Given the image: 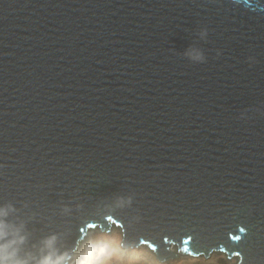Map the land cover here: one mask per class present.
I'll list each match as a JSON object with an SVG mask.
<instances>
[{
  "label": "water",
  "instance_id": "obj_1",
  "mask_svg": "<svg viewBox=\"0 0 264 264\" xmlns=\"http://www.w3.org/2000/svg\"><path fill=\"white\" fill-rule=\"evenodd\" d=\"M0 209L264 264V0H0Z\"/></svg>",
  "mask_w": 264,
  "mask_h": 264
},
{
  "label": "bare ground",
  "instance_id": "obj_2",
  "mask_svg": "<svg viewBox=\"0 0 264 264\" xmlns=\"http://www.w3.org/2000/svg\"><path fill=\"white\" fill-rule=\"evenodd\" d=\"M101 224V227L98 226L96 229L101 228V230L106 232H108L109 229L113 231L119 229V232L117 239H112L111 242H104L100 237L91 242L97 247V249L101 246L105 249L103 255L98 256V258L93 261L94 264H239L238 256L236 254H232L230 256V253H227L220 247H218V249L212 248L209 256H206L205 252L197 254L193 253L192 250H187L189 246L195 245L194 241L190 244L183 241V244L180 247L178 242H174L172 239H170L172 241L167 240L170 242L168 248L171 252L175 253L177 257H169L168 259L162 261L159 258L156 248H152L150 245H146L144 243H140L138 245H122V248L121 243H125V230L123 225L121 227H117L116 225L110 224L107 220L105 223L101 222ZM104 225L107 226L105 227ZM91 232L94 231L92 229L89 230L87 235ZM87 235H85L81 240L76 241L77 247L69 254V260L72 264H75L79 253L83 251L85 246L90 244L89 239H91V234Z\"/></svg>",
  "mask_w": 264,
  "mask_h": 264
},
{
  "label": "clouds",
  "instance_id": "obj_3",
  "mask_svg": "<svg viewBox=\"0 0 264 264\" xmlns=\"http://www.w3.org/2000/svg\"><path fill=\"white\" fill-rule=\"evenodd\" d=\"M7 213L0 209V264H72L68 254L58 255L53 248L56 237H50L45 242V248L49 251L34 262L28 258H20V246L24 244L26 237L21 235L19 229L9 225L6 220ZM105 249H99L94 244L85 246L79 253L75 264H93L96 257L103 255Z\"/></svg>",
  "mask_w": 264,
  "mask_h": 264
},
{
  "label": "rangeland",
  "instance_id": "obj_4",
  "mask_svg": "<svg viewBox=\"0 0 264 264\" xmlns=\"http://www.w3.org/2000/svg\"><path fill=\"white\" fill-rule=\"evenodd\" d=\"M116 227V226H115ZM94 232H91L90 234H91V239H89V243H91V242H93L96 238H98V237H100L104 242L106 241V242H111V240L112 239H117V236H118V232H119V229H117V230H115V231H113V230H110V231H108V232H106V231H103V230H101V228L99 229V228H97V229H95V230H93ZM90 234H88V235H90ZM87 235V236H88ZM86 236V237H87ZM85 237V238H86ZM92 244V243H91ZM122 245H126V244H124L123 242L121 243V247L123 248V246ZM119 247V246H118ZM127 247V246H126ZM147 247H149V246H147ZM132 249H133V247H132ZM152 249V248H151ZM131 250V249H130ZM153 250V249H152ZM184 252V251H183ZM185 253V252H184ZM187 254V253H186ZM229 256V255H228ZM98 257H96L94 260H96ZM103 259V258H102ZM94 264V263H93ZM110 264V263H109Z\"/></svg>",
  "mask_w": 264,
  "mask_h": 264
},
{
  "label": "snow or ice",
  "instance_id": "obj_5",
  "mask_svg": "<svg viewBox=\"0 0 264 264\" xmlns=\"http://www.w3.org/2000/svg\"><path fill=\"white\" fill-rule=\"evenodd\" d=\"M240 231L243 232L244 229L242 228V229H240ZM234 239H239V237H234ZM141 243H144V242L142 241Z\"/></svg>",
  "mask_w": 264,
  "mask_h": 264
}]
</instances>
